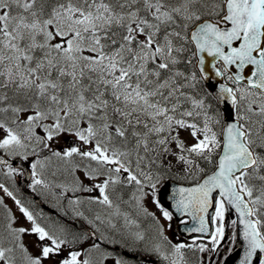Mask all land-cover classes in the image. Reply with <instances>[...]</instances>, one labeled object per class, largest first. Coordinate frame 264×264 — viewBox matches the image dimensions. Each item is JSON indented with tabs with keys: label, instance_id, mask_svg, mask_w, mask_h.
<instances>
[{
	"label": "snow or ice",
	"instance_id": "snow-or-ice-1",
	"mask_svg": "<svg viewBox=\"0 0 264 264\" xmlns=\"http://www.w3.org/2000/svg\"><path fill=\"white\" fill-rule=\"evenodd\" d=\"M0 177V264H264V0H0Z\"/></svg>",
	"mask_w": 264,
	"mask_h": 264
},
{
	"label": "rangeland",
	"instance_id": "rangeland-1",
	"mask_svg": "<svg viewBox=\"0 0 264 264\" xmlns=\"http://www.w3.org/2000/svg\"><path fill=\"white\" fill-rule=\"evenodd\" d=\"M185 137L188 139V137H187V135L185 134ZM190 140V139H189ZM26 177V175L25 176H22V179L23 178H25ZM49 179H51V177H49ZM28 183V182H27ZM8 205H9V207H12L13 208V211H16V209H15V207H14V205H13V203H12V201H10V202H8ZM149 207H151V205H149ZM154 210V209H153ZM17 216H19V213H18V211H17ZM21 223H23V220H21ZM176 225H175V221H173V226H172V228H171V230H169L168 232H167V235H169V237H170V239L173 241V242H181V241H186V240H183V237H181L179 234H178V232H177V230H176ZM35 240H36V238L34 237V236H25L24 237V243L28 246V248H29V250L33 253V254H37L38 253V249L35 247ZM224 252L226 253L227 252V249L225 248L224 249ZM226 257V256H225ZM225 257H224V259H225ZM154 259H155V257H153ZM147 260H148V258H147ZM146 260V262H147V264H151L152 262L150 261V260H148L147 261ZM150 261V262H149ZM154 263V262H153ZM145 264V263H144Z\"/></svg>",
	"mask_w": 264,
	"mask_h": 264
},
{
	"label": "flooded vegetation",
	"instance_id": "flooded-vegetation-1",
	"mask_svg": "<svg viewBox=\"0 0 264 264\" xmlns=\"http://www.w3.org/2000/svg\"><path fill=\"white\" fill-rule=\"evenodd\" d=\"M21 177L22 176H20L19 177V179H21ZM19 179H15V180H13V179H10V183L16 188V189H18L19 190V186H18V183H19ZM2 180H4V179H0V181H2ZM30 183V181L26 184L27 185V188L29 189V190H31L29 187H28V184ZM43 199L45 200V201H47L46 203H48L50 206H54V207H56L57 206V204H56V201H55V199L54 198H51V197H47L46 199L43 197ZM49 206V207H50ZM45 211L47 212V213H49L50 214V212L49 211H47L46 209H45ZM54 214L56 215V217H58V215H59V213H62L61 211L59 212V211H56L55 209H54ZM59 212V213H58ZM52 213V212H51ZM56 217H52V219H53V221H56V222H58V223H60V222H62V221H60V219H58V218H56ZM67 218H69V222H64V221H66V220H63V222L72 230V231H76V232H81V231H83V230H79V229H77L74 225H73V221H75L76 219H80V218H76V217H74L73 215H70L69 217H67ZM88 225V224H87ZM129 259H131L132 260V262H136V260L133 258V257H131V256H129Z\"/></svg>",
	"mask_w": 264,
	"mask_h": 264
},
{
	"label": "water",
	"instance_id": "water-1",
	"mask_svg": "<svg viewBox=\"0 0 264 264\" xmlns=\"http://www.w3.org/2000/svg\"><path fill=\"white\" fill-rule=\"evenodd\" d=\"M209 60H211V58H208ZM25 168H27V165H25ZM27 179H29V177L28 176H26L25 178H23V180L21 181V184H20V186H22V187H24L23 186V184L27 181ZM169 184H170V187H177V186H181V185H178V184H176V183H174V182H170L169 181ZM183 186H188V185H183ZM195 225V222L194 221H192L191 220V218L189 217V226L191 227V226H194ZM82 226V225H81ZM82 228L83 229H85L83 226H82ZM179 229V231L181 232V233H183V235L185 236H192L193 234L192 233H186V232H183V229L182 228H178ZM198 235V234H197ZM240 251H242V249H238L237 250V253H239ZM231 256L233 257V260H232V262H231V264H236V259H237V254H231Z\"/></svg>",
	"mask_w": 264,
	"mask_h": 264
},
{
	"label": "trees",
	"instance_id": "trees-1",
	"mask_svg": "<svg viewBox=\"0 0 264 264\" xmlns=\"http://www.w3.org/2000/svg\"><path fill=\"white\" fill-rule=\"evenodd\" d=\"M190 140H191V139H190ZM188 142L191 143L192 141H189V140H188ZM172 175H173V177H176V176H181L182 173L179 171L178 168H174V169L172 170ZM178 180H181V179H178ZM183 181H186V180H183Z\"/></svg>",
	"mask_w": 264,
	"mask_h": 264
},
{
	"label": "bare ground",
	"instance_id": "bare-ground-1",
	"mask_svg": "<svg viewBox=\"0 0 264 264\" xmlns=\"http://www.w3.org/2000/svg\"><path fill=\"white\" fill-rule=\"evenodd\" d=\"M61 211V210H60Z\"/></svg>",
	"mask_w": 264,
	"mask_h": 264
}]
</instances>
